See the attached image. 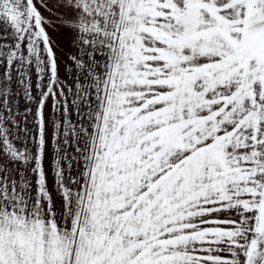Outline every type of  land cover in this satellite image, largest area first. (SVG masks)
I'll list each match as a JSON object with an SVG mask.
<instances>
[{
    "label": "snow or ice",
    "instance_id": "1",
    "mask_svg": "<svg viewBox=\"0 0 264 264\" xmlns=\"http://www.w3.org/2000/svg\"><path fill=\"white\" fill-rule=\"evenodd\" d=\"M0 264H264V0H0Z\"/></svg>",
    "mask_w": 264,
    "mask_h": 264
},
{
    "label": "crops",
    "instance_id": "2",
    "mask_svg": "<svg viewBox=\"0 0 264 264\" xmlns=\"http://www.w3.org/2000/svg\"><path fill=\"white\" fill-rule=\"evenodd\" d=\"M45 15H47V13H45ZM53 35L55 36L56 34L55 33H53ZM57 39H59L60 37H56Z\"/></svg>",
    "mask_w": 264,
    "mask_h": 264
}]
</instances>
